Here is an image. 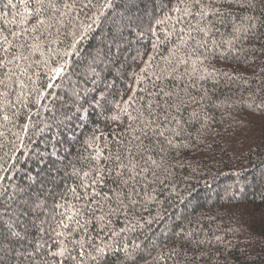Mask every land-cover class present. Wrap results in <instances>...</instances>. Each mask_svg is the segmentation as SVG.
<instances>
[{
    "label": "trees",
    "instance_id": "1",
    "mask_svg": "<svg viewBox=\"0 0 264 264\" xmlns=\"http://www.w3.org/2000/svg\"><path fill=\"white\" fill-rule=\"evenodd\" d=\"M86 2L56 0L61 11L68 12L65 21L71 19L75 27L92 25L73 55L57 57L61 63L67 60L61 77L52 78L43 68L35 70L37 75L30 70L31 80L20 77L26 84L21 89L15 78L5 77L8 69L0 68V80L4 81L0 83V264H43V260L52 259L47 252L56 251V241L63 239L56 236V231L62 230L56 225L59 213L80 203L71 189L83 192L80 185L89 182L97 164L109 168L118 154L127 158L129 151L142 168H152L145 163L149 155L159 161L160 145L155 137L142 140L147 152L138 150L141 142L133 139L139 135L133 131L138 125L128 115H139L142 106L157 100L161 106L153 108L151 119L159 120L166 136L182 129L181 135L174 137L180 147L170 153L182 163L172 168L167 179L164 175L156 179L148 171L137 177L138 182H130L138 193L136 203L128 213L113 216V226L119 232L125 214L144 226L113 239L99 228L92 236L96 244L126 243L129 250L139 247L130 258L119 252L105 257L103 264H189L193 258L196 264H264V90L259 81L262 73L254 67L260 60L253 55L245 60L244 53L239 60L235 54L217 58L214 63L221 73L242 74L249 82L228 81L222 76L216 87L211 81L198 82L191 89L198 103L177 112L167 108L166 98L156 93L161 88L172 89L187 100L182 89L189 78L181 73L185 67L191 70V61L187 66L177 65L175 79L168 73V78L156 77L168 68L165 58H171V49L183 35L179 30L185 25L177 24L178 14L171 11L178 0H91L90 7L81 9L80 4ZM6 3L0 0V60L5 59L4 36L13 44L28 39L17 40L9 34L20 30L21 17L15 13H22L24 6L20 0H13L16 8L5 7ZM65 3L74 7L64 9ZM35 6L34 0H29L28 7ZM231 13L222 22L211 17L213 31L219 29L217 41L231 39L233 26L242 23L255 22L256 31L264 32L261 0H255V7L234 5ZM49 15L52 13L45 12L41 19ZM166 15L173 19L156 24ZM92 16L95 21L89 19ZM13 19L16 23H10ZM197 19L187 18L192 24ZM32 23L34 19L23 27L30 29ZM173 25L175 34L165 40ZM150 26L155 34L149 31ZM75 27L62 30L63 43L55 46L61 57L66 49L71 51L67 46L72 43L71 35L63 32ZM153 44L158 46L154 49ZM261 44L264 41L255 43V55L260 54ZM243 47L252 52L250 42L245 41ZM185 51L181 49L178 55ZM33 59L39 60V54ZM15 63L23 65L24 61ZM9 67L14 69V65ZM5 92L7 97L2 95ZM114 116L118 119H112ZM113 187L109 182L104 190ZM182 231L195 233V239L205 243L183 246ZM38 245L44 247L36 253ZM173 247L179 255L170 251ZM86 264L91 262L86 260Z\"/></svg>",
    "mask_w": 264,
    "mask_h": 264
},
{
    "label": "snow or ice",
    "instance_id": "2",
    "mask_svg": "<svg viewBox=\"0 0 264 264\" xmlns=\"http://www.w3.org/2000/svg\"><path fill=\"white\" fill-rule=\"evenodd\" d=\"M34 2L35 8H29V0H20V4L24 6V11L22 13L20 11L15 13L16 16L21 17L19 21L20 30L18 32L9 31V34L17 38V40H20L22 37H28V39L13 44L8 39V36L3 37V43L7 47L3 48L5 59L0 60V68L8 69L4 74L5 77L8 80L15 78L19 82L21 89L26 87V84L20 77L24 76L28 80H31L32 77L29 75L30 70L32 71V75H37L38 73L35 70L43 68L47 69L52 78L61 77L65 72L67 60L61 63L57 57L62 59L63 57L73 55L77 51L76 46L86 38L89 29L92 27L91 24L84 23H81L79 27H75L71 19L65 21L64 17L68 15V12L61 11L56 0H34ZM261 2L264 3V0H261ZM234 5L255 7V0H178L176 5L171 8L172 12L178 14L175 17L176 23L184 24L185 26L179 30L183 34L179 36V45L174 46L170 51V57L174 58V60L165 58L168 68L161 69V74L157 75L156 78L161 79L162 76H165V73H168L171 79H175V74L178 72L177 65L187 66L189 61H191V70L189 71L185 67L184 72L181 73V76L187 75L189 78V83L182 89L185 96L188 97L187 100L179 92L172 89L166 90L161 88L156 93L157 96L166 98L164 99V104L167 108H175L179 112L187 104L198 103L191 95V89H194L198 82L211 81L212 86L216 87L219 83V78L222 76L228 81L239 79L247 84L249 82L248 77L236 73H221L214 63L217 58L227 59L233 54H235L234 58L237 60L240 59V53H244L245 60L248 55H253L254 59L260 60V63L254 65V67L259 68L260 73H262L259 76V81L261 90H264V44H261L260 54L255 55V43L257 41H264V32L256 31V23H242L240 26L234 25L231 39L220 41L215 39V32H219V29L216 28L215 32L213 31L215 23L211 17H216L222 22L226 15L232 14L231 9ZM90 6L91 0L80 4L81 9ZM5 7L16 8L17 5L13 3V0H7ZM62 7L64 9H71L74 7V4L65 3ZM45 12H50L52 15L41 19L45 15ZM189 17H198L199 19H197L196 24H192L191 20H187ZM33 19L34 23H32L30 29L23 27L29 20ZM89 19L95 21L96 17L92 16ZM172 19L171 15H166L163 20H156V24H164L166 20ZM186 20L187 22L185 23ZM247 20L254 21V18L248 17ZM10 23H16V20L13 19ZM70 26L75 27V30L64 31L63 34L65 36L71 35L72 37V43L67 46L71 51L66 49L61 57V53L55 46L63 43L60 39L62 30ZM260 26L264 27V20L260 21ZM53 28L56 29L55 32L52 31ZM149 31L155 34V29L151 26L149 27ZM173 34H175V25L172 26V32L166 33L165 40H168ZM157 40L159 41V37H157ZM245 41L250 42L252 45V52H247L244 49L243 45ZM237 45H240V47H237ZM157 46V44L152 45L154 49ZM181 49H185L186 51L182 55H178ZM221 49L223 51H220ZM37 53L40 59L34 60L33 56ZM9 56L11 58H8ZM193 56H195V59H192ZM19 61H24V64H14V62ZM205 61L208 63L205 64ZM10 65H14V69L10 68ZM252 75H256V73L253 72ZM165 78L168 77L165 76ZM0 83H4V81L0 80ZM48 87H52V85L49 84ZM201 88L203 89V83H201ZM204 90L206 91V89ZM2 95L7 97L8 93L5 92ZM160 106V101L157 100L155 103L148 104L146 108L142 106L138 110L139 115L135 117H132L130 113L128 114L133 123L138 125L133 129L134 132L139 133V135L133 137V139L141 142L137 145L138 150L142 149L143 152H147L148 149L144 147L142 140H151L155 137L156 143L160 145L157 153L160 155L159 161L149 155L145 163H150L152 168H142L138 161H136V157L129 151L127 158L118 154L109 168H106L104 164H97L94 169L95 174L91 176L89 182L86 184L81 183L80 187L83 189V192L77 193L76 188L71 189L73 196L80 203L78 205H71L65 212L59 213L60 219L57 220L56 225L57 228L62 230L56 231V236L63 239L56 241V251L49 250L47 252L46 255L52 259L43 260V264H86V260L90 261L91 264H103L105 257L116 255L119 252H123L126 258L133 256L135 248H138L139 245H135L132 250H129V246L126 243L122 246L103 241L101 244H96L92 233L99 228L101 231L110 233L109 239H113L118 238L120 233L134 231L137 227H143L144 225L139 219L133 222L127 214L124 216V226L119 229V232L113 226L115 222L112 220V217H119L121 213H128L130 205L136 203L135 196L138 193L136 192L135 185L130 182H138L137 177L141 173L148 171H151V174L156 179H160V175H164L165 179H167L172 175V168L182 163L175 157H170V153L180 147L174 141V137L180 136L182 129L173 130V136H166L165 130H161L162 125L159 120L151 119L153 108H159ZM145 112H147V117H145ZM165 118L167 119L166 109ZM4 119L7 120L8 117L5 116ZM112 119L116 120L118 117L114 116ZM176 123L180 125L179 120H176ZM176 156H179L178 152ZM125 159H127V162H125ZM140 159H145L142 153ZM89 175L87 172L84 173L86 177ZM109 182L114 187L105 191L104 189ZM57 207H64V205H57ZM97 212L100 214L97 215ZM41 231L44 230L41 229ZM13 235H19V233L13 232ZM180 235L185 241V245L183 246L195 243L199 247L205 243V241L196 240V234L193 232L182 231ZM217 241H220L219 237H217ZM69 245H72V247H69ZM43 247L44 245H38L35 252L39 253ZM170 251L175 255L180 254L175 247ZM216 251L219 252V249ZM210 257L211 254H209V259ZM189 264H196L195 258L189 261Z\"/></svg>",
    "mask_w": 264,
    "mask_h": 264
}]
</instances>
